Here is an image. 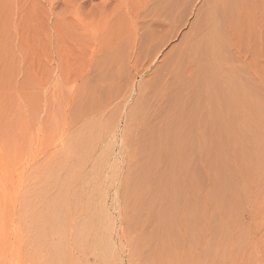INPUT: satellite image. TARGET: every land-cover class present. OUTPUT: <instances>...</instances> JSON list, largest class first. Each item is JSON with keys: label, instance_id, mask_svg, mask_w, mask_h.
<instances>
[{"label": "rangeland", "instance_id": "374dc122", "mask_svg": "<svg viewBox=\"0 0 264 264\" xmlns=\"http://www.w3.org/2000/svg\"><path fill=\"white\" fill-rule=\"evenodd\" d=\"M184 40L196 73L162 125L172 138L185 123L181 141L135 145L128 109ZM142 177L146 198L170 178L175 190L174 244L156 264H264V0H0V264H121L111 237L133 226Z\"/></svg>", "mask_w": 264, "mask_h": 264}, {"label": "bare ground", "instance_id": "6f19581e", "mask_svg": "<svg viewBox=\"0 0 264 264\" xmlns=\"http://www.w3.org/2000/svg\"><path fill=\"white\" fill-rule=\"evenodd\" d=\"M235 1L240 2V0H235ZM185 41L186 40H184L183 42H185ZM181 44H182V42H181ZM147 46H149L148 43H147ZM145 47H146V45L144 46V48ZM181 47L182 46H180L179 48H181ZM201 47H202V45H199V48H201ZM146 48H148V47H146ZM152 49H154V48L152 47ZM152 49H149V51ZM141 50H144V49L141 48L140 51ZM155 50H156V47H155ZM171 50L173 51L172 48H171ZM177 50H179V49H177ZM157 51H159V50H157ZM147 52H145V53L143 52L142 56L143 55L145 56V54H147ZM197 52H198V49L195 46L189 47V46H187V43L185 42V44H183V47L181 49L180 54H178L173 60H172V58L170 59L172 61H170V64L167 65L166 70L162 73L161 76L154 77V73H153L154 71L152 72L153 77H151V78L149 77L151 79V81L153 78L152 85L149 87V84H148L151 81L146 83L148 85V89L146 91L143 92L142 91L143 88H142V86H140V89L142 88V90L138 89L139 90V98L138 99L135 98L137 100L136 101L137 109H136V111L134 110L133 112H132L133 109L131 111L128 109L129 113H128V115H126V117H128L127 119L130 122V126L128 128L126 127L124 130V133H125V131H127V129L129 130V132L131 130L130 139L135 145H139V144L142 145L143 140L147 135H150V137L152 136V140L154 137V139H156L155 140L156 142L161 141L162 139H165V138L173 140V139L177 138V136H178V141H181V137H180L181 131H184V128H185V123H182L181 117H180V121H181L180 129H179V131L176 130L177 134L173 131L174 134H176V136H172V138L171 137L170 138H168V137L164 138V134L166 133V129L168 130V128L163 129L162 125L164 124V122L165 123L167 122L164 120H172V118H173L172 121H174V120H176L175 118L178 116V114L175 111H174L175 114H172L171 113L172 111L171 112L169 111L172 108V107L170 108L171 100L176 101V99H172V96L174 93H178L179 94L178 102L183 101V99H184L183 97H185V96L183 95V97H181L180 93H182L186 87H189V85H187V84L191 82V78H193L192 75H194L196 73L195 70L193 71V68H190V65L192 64V61H194V60L196 61V59L198 57ZM136 53L138 55L141 52H139V50H138ZM156 53H158V52H156ZM149 54L151 56L152 53H149ZM155 55L156 54L154 53L153 57ZM134 56H135V54H134ZM146 56H148V55H146ZM167 56H165V58ZM172 57H174V56L172 55ZM149 58L151 59L152 57H149ZM127 59H125V61L130 62L131 57H129ZM121 60L123 61V59H121ZM125 61L122 62V64L120 63V61H119V63L117 62L115 73H116V71H119L121 69V67L119 69V64L123 66ZM148 61H151V60L148 59ZM165 61H163V62H165ZM137 62H139V60ZM140 62H141V58H140ZM167 62H169V61L167 60ZM134 64H135V66L139 65L136 62ZM134 64L132 63V65H134ZM140 64H142V63H140ZM146 64H147V62H146ZM146 64H145V66H146ZM148 64H149V62H148ZM129 65H131V64H129ZM159 66H161V65H159ZM186 66H188V67H186ZM191 66H193V65H191ZM122 68H124V66ZM127 69H129V67ZM157 70L158 69H156L155 72H158ZM161 70H163V68L160 69V71ZM196 71L198 73L201 72L202 77H205V78L208 77V74L206 73L205 67L199 66V68L198 67L196 68ZM122 72H123V70H122ZM122 72L120 71L119 74ZM124 73H125V71L122 74L124 75ZM116 74H118V73H116ZM205 74H206V76H205ZM159 75H160V73H159ZM118 79H119V81L118 80L117 81L120 84L121 78H118ZM131 79H134V78H131ZM122 80H124V79L122 78ZM147 80H149V79H147ZM130 82H126V84L129 85ZM111 83H112V81H110V83H108V84L111 86L112 85ZM114 83H116V82H114ZM206 83H205V79L202 78L201 82H200V86H199V89H200L199 102L198 103L195 102L196 105H199L201 108L202 107L205 108L208 104L209 95H208V89H207L208 87L206 88ZM144 84H145V81H144ZM109 85H107V87ZM142 85H143V83H142ZM145 85H143V86H145ZM192 85H193V83H192ZM112 87H113V85H112ZM115 87L120 88L121 85H120V87L119 86H115ZM146 87L147 86H145L144 88H146ZM111 89H109V90H111L112 94H113L114 89L113 88H111ZM120 89H122V88H120ZM127 89H128V86H127ZM190 89H192V88L190 87ZM115 90H116V88H115ZM129 91H130V93H132L131 92L132 88L130 90H128L127 92H129ZM107 92H108V90H107ZM127 92H125V93L127 94ZM116 93H114V94H116ZM102 94H103V92H102ZM103 95H105V94H103ZM128 95H129V93H128ZM100 97L102 100V96H100ZM118 98H119V96H118ZM105 101H107V99ZM103 106H101V107H103ZM178 106H179V108H178L179 111L183 112L185 110L184 107L182 109L180 105H178ZM102 111H100V112H102ZM116 118H117V116H116ZM126 122H127V120H126ZM167 125L168 124H166V126ZM164 126H165V124H164ZM169 126L170 125H168V127ZM178 126H179V124H178ZM111 127H113V126H111ZM129 132H127V133L129 134ZM172 134L170 133V135H172ZM127 136H128V139H127ZM127 136L124 135V137L121 138L122 142L120 144V146H121V152H120L121 154L120 155H121L122 159L124 158V155H125L124 153L126 152L125 151V148H126L125 145L127 146V142L129 140V135H127ZM149 141H151V140L149 139ZM162 141H164V140H162ZM143 145H144V143H143ZM149 147H150V144H149ZM157 147L159 148L160 146H157ZM157 147L155 146L154 148H157ZM132 150L134 151L135 149H132ZM133 153L134 152H132V154H131L132 157H130L127 160L124 159L121 162L122 163V171H121V179L119 180L120 181L119 186H122V185L124 186L126 183H129L131 166L133 164H134V167H135V165H137L138 160H130V159H133L135 157V155H133ZM135 153H137V151H135ZM144 153H146V151ZM129 155H130V152H129ZM125 158H128V157L126 156ZM170 179H171L170 180L171 181L170 187H169L170 190L167 189L168 185H169L168 183H167V185L165 184L166 187L163 186V183L162 184L159 183L155 189L156 192H155V195L153 196V199L151 197L146 198L147 192L148 191H149V193L151 192L149 182L145 181L144 177L139 178L137 180L136 184H138L139 182H140V184L138 185V188H137L138 199H137L136 207L133 211L135 214L133 226L130 227L129 229L124 228V227L123 228L120 227V229L118 230L117 236L115 238L111 237L112 245L114 247L116 246L115 250H117V252H118V255L117 254L116 255L121 258V261H120V263L122 262L121 264H132V262L134 260L140 261L141 264L147 263V261H150V262L152 261V262H154V264L162 263V262L166 261V259L164 257L170 253V251H171L170 249L173 247L172 245L174 244V237H175V234H174V225H175V205H174L175 200L174 199L175 198L173 196L174 195V193H173V190H174L173 180H172V178H170ZM133 186H135V185H133ZM163 187L167 189L165 192L169 191V195H170V191H172L173 195L171 194L172 196H170V197H169V195L165 196V193L163 191V189H164ZM117 193H118V190H117ZM141 195L144 196V198ZM166 201H167L168 212H169V216L167 217V219H166L165 214L162 211V208H166ZM119 222L121 224V223H124L125 221L122 217H120ZM164 259H165V261H164ZM150 262L147 264H150ZM151 264H153V263H151Z\"/></svg>", "mask_w": 264, "mask_h": 264}]
</instances>
